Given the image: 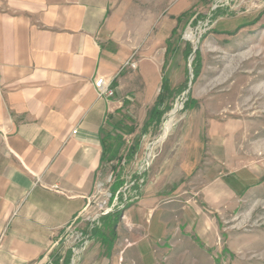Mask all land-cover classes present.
<instances>
[{
	"label": "crops",
	"instance_id": "crops-1",
	"mask_svg": "<svg viewBox=\"0 0 264 264\" xmlns=\"http://www.w3.org/2000/svg\"><path fill=\"white\" fill-rule=\"evenodd\" d=\"M172 2L0 0V264H163L170 221L153 199L119 214L112 240L108 217L100 229L82 217L126 127L124 63L134 55L146 59L137 61L144 75L161 70L160 52L189 9ZM243 17L229 23L237 27ZM100 78L112 96L99 93ZM214 141L195 179L217 213ZM177 154L182 171L200 164L188 147ZM77 225L89 240L75 254L80 245L66 233ZM143 225L148 233L135 237Z\"/></svg>",
	"mask_w": 264,
	"mask_h": 264
},
{
	"label": "rangeland",
	"instance_id": "rangeland-1",
	"mask_svg": "<svg viewBox=\"0 0 264 264\" xmlns=\"http://www.w3.org/2000/svg\"><path fill=\"white\" fill-rule=\"evenodd\" d=\"M186 3L160 52L161 70L144 75L138 58L146 59L134 55L136 68L124 66L126 127L111 145L120 153L99 173L90 223L100 229L108 217L105 231L115 239L119 214L153 199L170 221L163 264H264V0L171 4ZM242 15L237 27L229 23ZM214 135L217 213L201 200L205 187L195 179ZM187 147L200 163L189 172L173 159Z\"/></svg>",
	"mask_w": 264,
	"mask_h": 264
},
{
	"label": "built area",
	"instance_id": "built-area-1",
	"mask_svg": "<svg viewBox=\"0 0 264 264\" xmlns=\"http://www.w3.org/2000/svg\"><path fill=\"white\" fill-rule=\"evenodd\" d=\"M124 66H129L131 69H135L137 66V63L133 60L132 57L128 58L126 60V62L124 63ZM123 66V68H124ZM95 86L98 89L99 93L101 95H106L108 97L113 95V92L109 89L108 84L106 83V81L103 78L98 79L95 82ZM84 222H92L94 220V216H90V214H87L85 216L82 217ZM92 225V223H91ZM85 231H82L81 229H79V226H70L67 229V236L69 239H71V241H73L75 244H79L80 246L75 249L74 248V253L78 254L79 251L81 249H85V247L87 246L89 237L87 235V233H84ZM34 264H40L38 262L34 263Z\"/></svg>",
	"mask_w": 264,
	"mask_h": 264
},
{
	"label": "trees",
	"instance_id": "trees-1",
	"mask_svg": "<svg viewBox=\"0 0 264 264\" xmlns=\"http://www.w3.org/2000/svg\"><path fill=\"white\" fill-rule=\"evenodd\" d=\"M191 33L190 32H188L186 35H187V38H190L191 37V35H190Z\"/></svg>",
	"mask_w": 264,
	"mask_h": 264
}]
</instances>
